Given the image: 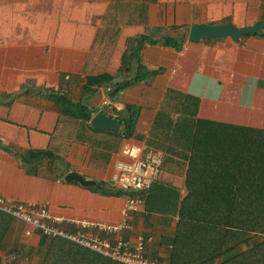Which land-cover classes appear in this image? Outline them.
I'll return each mask as SVG.
<instances>
[{"label":"crops","instance_id":"1","mask_svg":"<svg viewBox=\"0 0 264 264\" xmlns=\"http://www.w3.org/2000/svg\"><path fill=\"white\" fill-rule=\"evenodd\" d=\"M261 19L264 0H0V92L17 94L10 104L0 102V197L46 202L50 214L67 223L121 222L127 193L112 182L115 164L127 146L149 149L147 139L169 89L198 100L180 106L195 118L264 130V29L238 41L188 40L196 23L245 27ZM183 32L182 50L146 42L143 63L160 72L111 97L113 87L105 84L125 74L121 65L128 38L146 34L160 39ZM100 74L112 79L86 90L88 78ZM40 88L66 92L93 109V116L102 109L121 114L127 104L136 105L135 134L125 138L94 130L91 121L63 114ZM172 112L173 118L180 117ZM179 126L171 132V143L185 148L191 127ZM32 149H49L58 159L44 158L38 173L28 172L13 150L26 154ZM174 158L162 167L123 235L132 243L145 237L150 258L193 264L204 261L205 254L192 263L189 250L176 245L190 192V163ZM71 171L98 186L66 181ZM42 236L31 224L1 212L0 264H38Z\"/></svg>","mask_w":264,"mask_h":264},{"label":"trees","instance_id":"2","mask_svg":"<svg viewBox=\"0 0 264 264\" xmlns=\"http://www.w3.org/2000/svg\"><path fill=\"white\" fill-rule=\"evenodd\" d=\"M186 36L183 32L181 36L160 39L146 34L128 38L121 68L129 77L112 88L111 97L115 99L127 87L149 82L160 72L143 63L142 50L146 42L182 50ZM111 79L109 74L91 76L85 89ZM38 90L47 93L63 114L91 121L93 109L72 100L66 92L48 88ZM0 93V102L3 99L9 104L17 96L16 93ZM189 99L198 101L169 89L147 139L149 148L165 152L162 167L177 156L190 163L187 168L190 192L183 204L176 245L189 250L190 261L205 254L204 261L196 259L194 263L191 261L193 264H206L207 261L214 264L218 255L226 253L219 264H264V239L258 238L264 234V130L195 118L194 112L180 108ZM172 110L180 113L178 119L173 118ZM139 112L138 106L127 104L121 114H117L123 124L122 130L114 132L125 138L133 137ZM182 124L191 127L185 148L171 143V132ZM13 152L31 173L39 172L44 158H50L53 163L58 159L49 149H32L26 154ZM241 244H246L247 249L240 251ZM37 253L40 254L38 264H123L67 239L45 235Z\"/></svg>","mask_w":264,"mask_h":264},{"label":"built area","instance_id":"3","mask_svg":"<svg viewBox=\"0 0 264 264\" xmlns=\"http://www.w3.org/2000/svg\"><path fill=\"white\" fill-rule=\"evenodd\" d=\"M123 157L115 164L112 175L114 186L127 193V201L121 222L116 224L73 220L67 223L63 218L50 214L46 202L16 201L0 197V213L31 224L43 235L64 238L89 248L123 264H170L146 254V240L142 235L132 243L123 235L132 227L131 217L147 201V196L158 180L165 153L162 150L127 146Z\"/></svg>","mask_w":264,"mask_h":264},{"label":"water","instance_id":"4","mask_svg":"<svg viewBox=\"0 0 264 264\" xmlns=\"http://www.w3.org/2000/svg\"><path fill=\"white\" fill-rule=\"evenodd\" d=\"M264 29V19L257 21L254 25L238 27L234 23H223V24H209V23H196L190 27L188 40L191 42H199L205 39L214 38H227L231 37L238 41L242 37L261 33ZM129 73H125L116 79L105 84V87H114L119 82L127 79ZM91 125L93 128L98 130H111L121 131L122 121L117 115L108 114L104 109L97 112L91 119ZM66 181L72 182L77 181L84 186H98L95 180L87 179L83 174L78 171L69 172L66 177Z\"/></svg>","mask_w":264,"mask_h":264},{"label":"rangeland","instance_id":"5","mask_svg":"<svg viewBox=\"0 0 264 264\" xmlns=\"http://www.w3.org/2000/svg\"><path fill=\"white\" fill-rule=\"evenodd\" d=\"M258 238H260V240H263V239H264V234L258 236ZM252 240H253V239H252ZM246 249H247V245H246V244H241L239 250H240V251H244V250H246ZM225 255H227V253H226V254H220V255H218V256L216 257L217 262L220 263V262L224 259ZM37 256H38V255H37ZM1 260H2V259L0 258V262H3V261H1ZM207 264H208V261H207Z\"/></svg>","mask_w":264,"mask_h":264}]
</instances>
